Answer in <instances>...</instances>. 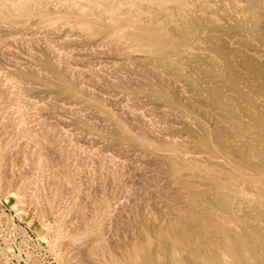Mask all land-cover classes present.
<instances>
[{"label":"bare ground","instance_id":"bare-ground-1","mask_svg":"<svg viewBox=\"0 0 264 264\" xmlns=\"http://www.w3.org/2000/svg\"><path fill=\"white\" fill-rule=\"evenodd\" d=\"M59 1H63L66 5H68V6L70 5V7L74 9L73 13L59 15L58 16L59 20H63L65 22H67V24H69L70 26L76 25L78 28H81L86 33H88L89 35L96 34L101 30L102 26H104V27L107 26L108 27L107 31L108 32L110 31V35L113 36V40L116 41L115 42L116 45L114 46V48L121 47L122 45H124V46L128 45L129 47H134L135 49H140L143 53L152 56L154 58L153 64L152 65H143L142 68L146 67V69H148V71H150L151 73L155 72L156 74L160 73V70L163 73L165 72V74H167V76H168V77L167 76L166 77L170 78V80L173 82L174 85H178V86L180 85L181 88L184 90V92H187L188 99L191 100L192 104H193L192 108H196L199 111H201L204 119H211L210 120L211 125L209 127H207L206 123L204 121H201V120L195 121V118H191V120L189 121L188 120L189 118H188L187 121L190 122V125L192 127L196 126L198 128V131H196V132H194V130L190 131V135H191L190 138H186V137L184 138V140L188 139V141L182 142L181 140H183V139L180 140V137L178 138L180 141H178L176 139L174 140V138H177V137H173L171 135V137L173 139L172 140L167 139V142H166V147H168L167 150L162 151V153H160V154L154 152L157 148L153 147L155 150H153V151L151 150L153 152V158H154L153 163H156L157 160H162L160 162V164L162 167H164V173L166 170H168L169 173H171L173 175V184L172 185L175 187L176 192H175L174 196L172 195L173 198L171 196H170L171 198L170 197L168 198L166 196H163L161 194V192L160 193L158 192V194H156L157 190H155V188H154V190H151V188H149L150 186L146 182V184H145L146 187L144 186L146 188L145 189L146 193L147 194L152 193L153 195H156V196L159 195V197L162 195L160 199H162L164 197V199L162 201L164 204L163 207H165V208H163L164 209L163 212L166 209V211L168 213L164 217V215L162 216V214H165V213H163L161 210L162 214H160V216L164 217V219H165V220H162L164 222V223H162V224H164L163 226L155 224V226L148 228L146 226L148 222L146 223V225L143 224L146 226V229L143 228V231L140 233V241H139L138 245L135 246L132 249V251L126 255L125 260L123 259L124 255H122V253H119L120 257L122 255L121 258L124 260L123 264H126L125 261H127L129 264H164V263H162L163 259H166L165 264H264V25H263V28H261L259 26V24L261 22H263V24H264V20H262L263 17L260 19L254 13V11H253L254 5L252 4L253 0H247V3H248L247 6L245 5L244 7H241V8L234 7L231 9H225L223 7V5L225 3L234 4V3H236L235 2L236 0H220L222 3L220 8L217 5H215V3H214V5L211 4L212 1L210 2L209 0H194L193 6H190L191 4L189 6L186 5L184 0H123V1L120 0V1H122V3H119V2L115 3V0H90V1L89 0H59ZM259 1H260L261 5L263 6V9H264V0H259ZM51 2H53V1H51ZM140 2L145 3L148 8H151L153 5H155L158 9L163 10L165 12L164 14L167 16L166 20H165V24L163 22L164 20L161 22H156L155 19H153V18L152 19L150 18V21L147 18L148 21L150 22L148 24H152V25H154V27L151 29L144 28L145 23L142 20V15H144L146 13V11L143 12L139 9L138 4ZM186 2H187V0H186ZM41 3H42V0H0V18H1L0 24L2 26H5V27H8V26L11 27L15 22H18L17 20L21 21V20H24L25 18H27V15L30 14L31 10H33L32 6H34L35 4L37 6V4H41ZM238 5H240V4H238ZM36 6H34V7H36ZM167 6H169V7L173 6L175 9H177L178 14L177 15L173 14L171 12L173 10L168 11ZM44 7H45V4H44ZM37 8H38V6H37ZM216 11H220L221 14L226 13L228 15V22L229 23L224 24V22L221 21V19L215 13ZM44 22L46 23V21H44ZM167 25H169L171 29L167 28L166 27ZM173 27H175V28L173 29ZM2 32H3V30H2ZM46 32L47 31H45V33ZM48 32H50V31H48ZM1 33H0V36H1ZM8 33H6V34H8ZM34 33H35V31H34ZM6 34H5V36H6L5 38L0 37V45H4L2 47L10 45V43L17 44L20 47H22V46L25 47V46H27V44H30V43H32V45H34L35 42L41 43V45L44 46L45 50L48 51L54 57L53 59L55 61L53 63V67H55L56 70H57V68H59V69L63 68L64 73L66 72V73L70 74L69 75L70 78L72 77L76 80H80V79H83V77L85 76L87 78L89 77L88 80L90 79V81H96L95 83H97V80H98L97 78L100 77V75H98V74H101L102 77L106 76V74H104L105 72H103L104 70L107 69V66H105L106 64H104L106 69H104L105 67L103 65H98L95 68H92V66H94L96 64V60L94 62L95 63L94 65H93V62H91V61L88 63V64L92 63L91 67L88 66V64L87 65H81L82 64L81 60L79 61V62H81L79 64V62H78L79 59L77 58V57L81 56V55L79 56V54H78L80 49L78 50L76 48V51L78 50V52H76V51H74L75 47L73 50V49H71V47H70L71 45H70L69 48L66 49V52L68 51L67 52L68 54L65 51H63L65 48H63L62 45H64V43H66V39H68V41H69V35L68 34H70V33H67L66 38L64 37L65 36L64 35L63 36L64 39L61 36L62 41L65 40V42L63 44L58 42L59 45L62 44L60 46L57 44V42H55L56 46L53 45L51 43L52 41L50 42L48 37L45 36L47 34L44 35V32L43 33L41 32V35H40L41 37L39 36L40 38H38V39L29 38L30 36H28L27 37L28 39H27L26 37H23V36L20 37L21 35L16 37V35H17L16 33H15L16 35H14V37L11 36V33L9 35H6ZM36 34H40V33H36ZM42 34L44 36H42ZM64 34H66V33H64ZM12 35H13V33H12ZM32 36H34V34H32ZM47 36H49V35H47ZM54 36H56V35H54ZM84 36L81 37V39L82 38L84 39ZM36 37H38V36L36 35ZM72 37H70L71 40L77 38L76 36L73 38ZM51 39H53V37ZM78 39H75V40H78ZM79 41H80V39H79ZM67 44H65V45H67ZM2 47H1V49H4ZM9 48L7 46V49H8V50H6L7 52L6 51L3 52L4 50L1 51V49H0V51H1L0 55L2 54L3 57H4V55L6 57L7 54H3V53H8V51H9V53H12V52H10ZM25 48L29 49V45ZM99 48H101V49H99V51L95 50V51H98L97 54H99V52H101L103 49H104L103 51H106V52L109 51V49H106L104 47L102 48V46H100ZM10 49L12 50L13 46H11ZM94 49H98L97 46H95L92 49V51H90L91 53H89V54L90 55L92 54V55L97 57V54H95L96 52L93 53ZM14 50H15V48H14ZM19 51L21 52L22 50H19ZM69 51H70V54H73V51H74V53L76 52L75 54L78 55V56L76 55L77 56L76 58L78 60L76 59V61H75V59H73L74 60L73 61L71 59V57L75 54L69 55ZM71 51H72V53H71ZM81 51H80V53H81ZM20 52H13L12 55L14 56V53L19 55ZM106 52H105V54H110V53H106ZM35 53H36V51H34V54ZM84 53H85V49H84V52H82L81 54L84 55ZM30 54L31 53H29L28 55H30ZM34 54L32 53L33 56H34ZM50 54H49V56H51ZM23 55H24V53H23ZM32 55L30 57H32ZM83 55H82V57H80L81 59L86 57ZM86 55H88V54H86ZM99 56H101V55L99 54ZM34 57H32V59ZM11 58L12 57L9 56V59H10V61H9V59L6 57L5 60L8 59V61H5V62H10V63L12 62L13 63L14 60H13V58L12 59ZM25 58H27V57H25ZM11 60H13V61H11ZM20 60L23 62L22 59H20ZM70 60H72V61H70ZM18 61H19V59H18ZM18 61H16L17 62L16 65L19 63ZM85 61H86V59H85ZM99 61H98V63H99ZM134 61H136V60L133 59L131 62L132 65L129 66L131 63L128 60V62L130 63L128 65V67H132L133 63L135 64ZM22 62H20V63H22ZM24 62H25V60H24ZM24 62L22 63L23 65H25ZM71 62H73V64ZM75 62H77L79 65H81V67H79L77 64H76V66L72 67V65H75L74 64ZM103 62H101V63H103ZM120 62L122 63L123 61H120ZM1 63H2V61H1ZM112 63H113V61H112ZM117 63L118 62L116 61V63H113V64L115 65ZM123 63L125 64L126 62H123ZM3 64L5 66V63H3ZM23 65H22V67L24 68ZM27 65L29 66V62ZM108 65H110V64H108ZM123 65H122V67L125 66V65L124 66ZM14 66H11V67H14ZM99 66L100 67L102 66V69H104L102 71L103 73H100L101 71L99 72L98 69H96V68H99ZM110 66H112V67L111 68L108 67V69L110 68L111 73L112 74L116 73L115 76H118L119 74H117V73L120 71L119 70L120 68L117 69L118 71L113 70V72H114L113 73L111 69H116V68H113L112 64ZM120 66H121V64H120ZM126 66L124 68H126ZM135 66H137V65H135ZM15 67H17V66H15ZM15 67H14V69H15ZM32 67L35 70L36 67H34V66H32ZM37 67H39V66H37ZM140 67L138 69H140ZM9 69H11V68H9ZM28 69H29V67H28ZM32 69H30V70H32ZM138 69H136V70H138ZM146 69H145V72H147ZM1 70H2V68H1ZM35 71H36V74L38 76L42 75L41 73H44V75H46V73L43 71L41 72L40 70H38L39 72H41L40 74L37 70H35ZM141 71H142V69H141ZM2 72L4 73V71L2 70L0 72V77H1ZM5 72H7V70ZM8 72H10V71H8ZM3 73H2V78L4 76ZM7 73H6V75H7ZM109 73L110 72L108 70L107 75ZM123 73H124V71H123ZM112 74L108 75L111 77V79H109V77L106 76L109 79V81L112 80ZM120 74H122V73H120ZM152 74H153V75H151L152 77L149 75L150 79L153 77H155L154 79H156L155 74L154 73H152ZM9 75H12L11 72ZM127 75H129V74H127ZM120 76H122L121 78H123V79L125 78V77H123L124 75H120ZM160 76L165 77L164 75H160ZM7 77H8V75L6 76V78ZM9 77H8V79H9ZM18 77H17V79H19ZM126 77L128 78V76H126ZM134 77H135V75H134ZM134 77H133V79H135ZM6 78H3V79H6ZM13 78L11 76L10 81H12ZM136 78H138L137 75H136ZM15 79H13L14 82H15ZM133 79L131 76V80H133ZM20 80H19V82L18 81H16L15 83L13 82L14 86L12 89H10V90H13L11 92V91L7 90V88L9 87V83L7 84V82L5 80L0 79V100H5L3 102H7L6 104L10 105L12 103L13 106L15 105L14 107L12 105H11L12 107L9 106L12 109L14 108V110L10 109L9 107H6L8 110L6 108H4V112H3L4 114L1 113V115H3V116L0 118V133L3 135L4 138H5V136H8V140H9V138H11L10 139L11 142L13 139L14 140L13 141L14 146H16L17 143L19 144V145H17V148L20 150H17L16 147H14V149L18 151L19 156L22 158L21 161L22 160L24 162L30 161L32 164H34V167H33L34 172L32 171V174L33 173L37 174V172H39V173L41 172L40 175L38 173L37 175H39V176H36V177L37 178L38 177H40V178L45 177L47 180V185L48 186L50 185V188H52L51 186H53V188H52L53 191H51V194L46 196L45 194H42L39 191L44 186L42 183L43 181L41 180V182H40V178H39V180L36 179L34 182L30 183L32 178H31V180L29 179L30 182L28 181V183H26V186L24 188H25L26 194L28 195L27 198H28L29 202L33 204V206L35 205L40 210V208L43 209V207H44L43 205H47L48 209H50L53 201L55 199H57V197L59 195L64 193L65 190H67L65 188H68V186L70 184L72 185V187L69 186V189L71 187V190L66 191V193L69 192L71 194V195L69 194L70 197L73 196V198L76 200L75 196L72 195V193L73 194L76 193V194L80 195L79 193H81L80 190L83 189L82 188L83 185L86 186V183H84V184L81 183L83 185L78 183V181H79L78 179L82 180L85 177V174H84V176H82L83 178L82 177L78 178L79 175L83 172L82 171L80 173V171L84 169V166H83V165H85L84 162L90 164L89 165L90 167H92L91 165H93L92 163H94V161L99 162V164L102 163L104 166L106 165V168H103L104 167L103 165L100 166V168L102 170L106 169L107 171L105 170V172H107L108 175L112 176V179L115 178V177L113 178V176L115 174H117L116 172H118L119 170H120V172H124V169H123L124 168V161L121 160V157H123V156L127 157V154L123 155V153H121L120 155H118L120 157L119 159L121 161L118 158H117V160H115L116 155H117L116 154L117 151H114L115 155L113 154V156L111 157V155L113 153V148H111V150H112L111 154L109 152H108L109 154H106L105 152L103 153L104 150H102L101 153H103L104 155L101 154V156H99L100 153L98 154L97 150L94 148H99L102 145V144L100 145V142H99L98 147L97 146L94 147L93 150L88 149V150H91L88 152H87V150L85 152H83V151H80L79 148L76 149V147H78L79 145L77 146L76 142L73 143V141L74 140L76 141V139H74V140L71 139L72 135L74 136L75 135L74 133H76V132L74 131V133L72 134L71 131L66 133L67 131H64V129L60 130L63 127L62 123L64 121L66 123H63V125L66 124L67 128H68V125H71V124H67L68 118L63 120V122L61 121L62 123L59 122L60 119H57V120H59L58 122L53 121V120H56V119H53L54 117L52 118V120H51V118L44 119V116L48 117L47 114L43 116V114L46 113V111L48 110V108H46V106L44 105L45 102L42 103L43 99L40 102L34 101V99L31 100L33 96H29V97H31V99H30L28 97V94L31 93V90H32L31 88H33V87L32 86H30L31 88L29 86L25 87V85H24L25 82H24V84L22 83L23 84V86H22L20 84V82H21ZM50 80L52 81V79H50ZM135 80L133 81L135 86H139L142 84V83L140 84L139 82H137V80H136V82L139 83V85L136 84ZM138 80H140V79H138ZM1 81H5V82H3L4 86L2 85ZM83 81H79L78 83H82V82L85 83V80H83ZM98 81H99L98 83L100 84V80H98ZM123 81H124V83H123ZM123 81H122V84H125L126 81L125 80H123ZM151 81H153V80H151ZM102 82H104V81H102ZM162 82H163V80H162ZM27 83H26V85H27ZM87 83H88V81L84 84V86L87 85V87H88L89 85ZM91 83H92V85H94L93 82H91ZM114 83H116V81L113 82V85H116V87H117V84H114ZM129 83H128V85H131ZM151 83H153V82H151ZM120 84H121V82H120ZM5 85L7 86V88H5ZM79 85H80L79 88L81 90V84H79ZM105 85H106V83L103 85L106 88L107 86H105ZM152 85H154V84H152ZM103 86H101V88ZM156 86H159V84H156ZM89 87L87 88V89H89V91L85 87H83V88L86 89L89 93H90V90L97 88V87H95V88L93 87V89H91V86H89ZM130 87H128L127 89H130ZM144 87L141 89H145ZM150 87H151V85H150ZM154 87H155V85H154ZM9 88H11V86ZM83 88H82V91L84 90ZM156 88H158V87H155V89ZM76 89H78V88H76ZM130 91H131V89H130ZM167 91L168 90H165L166 93H167ZM97 92H95V90H94V93H97ZM99 92L100 93H98V94L101 95L102 92L101 91H99ZM131 92H133V90ZM142 93H141V95H142ZM98 94H96V95L98 96ZM75 95L80 96L77 94H75ZM93 95L91 93V95H89V96L93 97ZM184 95H185V93H184ZM39 96H42V95H39ZM50 96L51 95H49V97ZM109 96L111 97L112 94ZM128 96L126 98H124V100H122L123 104L120 103L122 101L116 102V99H115L116 103L122 104L119 106L117 105L118 115L117 114L116 115H117V117H119V119H125V121L123 120V122H126L125 117L127 115H128L127 117L129 118L128 120H130L131 115H133L132 117L134 118V115L137 114V112H135L136 114L134 113V111L132 109L133 106L131 103H129V101L131 99H129L130 97H128ZM140 96H138V97H140ZM187 96H186V98H187ZM54 97H55V95H54ZM58 97H60V96H58ZM108 97H106V95L104 97V98H107V99H104L105 103L106 102L109 103L107 105H110V102H111V105L116 104L114 101H110L111 98L110 97L108 98ZM115 97H117V96H115ZM36 98H38V96L35 97V99ZM117 98H119V96ZM144 98H146V97H144ZM149 98H147V99H149ZM81 99H83V98H81ZM84 99H83V101H84ZM150 99H149V101H150ZM152 99L156 101L155 98H152ZM38 100H40V97ZM86 100H87V98H86ZM153 100H151V101H153ZM50 101H52V100H50ZM56 101H58V100H56ZM96 101H97V99H96ZM101 101H102V99H101ZM139 101H140V99H139ZM142 101H144V100L142 99ZM61 102H63V101H61ZM89 102H91V101H89ZM93 102L94 101L92 100L91 103H93ZM131 102L135 103L136 101L132 100ZM196 102H202L203 106L199 105L198 103L196 104ZM63 103H65V100ZM63 103L61 104V107H62ZM102 103H103V101H102ZM140 103H141V101H140ZM145 103H147V102H145ZM4 104L5 103L1 102L0 106H2ZM142 104L144 105V103H142ZM142 104H139L138 106L141 107ZM52 105L54 106L53 102H52ZM52 105H50L51 106L50 108H52ZM58 105H60L59 102H58ZM64 105H63V108H64ZM66 105H67L66 107L69 108V110H68V112H69L71 105H69V104H66ZM79 105L80 106H78V105L76 106V109L78 107L80 108L82 106V104H80V103H79ZM138 106H136V107H138ZM47 107H48V105H47ZM136 107H134V108H136ZM53 108L55 110V107H53ZM84 108L85 107L83 105V110L81 111L82 108L80 109L81 112L79 110L74 111L75 110V106H74V110L71 107V109H72L71 111L74 113V115L78 116L77 118L80 117V119L81 118L83 119V116L85 118V117H88L89 114L90 115L93 114V111L90 110L91 113L89 112L88 115L87 114L85 115L86 111ZM97 108H98V106H97ZM146 108H144V109L148 110L149 105H148V108L147 109ZM57 109H58V107H57ZM61 109H59V111ZM154 109H155V107L152 108V110L150 108L148 111L152 112V111H154ZM25 110L26 111L28 110V112L30 110V113L26 112ZM66 110H67V108H66ZM86 110H88V109H86ZM156 110L157 109H155V112H157ZM160 110H161V108H160ZM169 110L170 109H168V112H169ZM2 111H3V108H2ZM2 111H0V112H2ZM83 111H84V114H83V116H81ZM106 111H108V110H106ZM159 111H158V115H159ZM25 112L28 114H26ZM65 112H67V111H65ZM161 112L163 114L164 113L167 114V110L164 112L163 111H161ZM175 112H176V110L174 111L173 114H175ZM47 113H49V115H50L49 111H47ZM109 113H110V111H109ZM115 113L116 112L114 111V114ZM162 113H160V114H162ZM170 113H172V112H170ZM184 113H186V112H184ZM95 114H97V113H95ZM95 114H93V118L95 117L94 116ZM154 114L156 116L157 113L152 112V117L155 119V118H157V116L154 117ZM173 114L172 115L170 114V115L172 117H174ZM51 115L53 116L54 114H51ZM138 115H140V114H137L136 117L139 118L140 116H138ZM142 115L145 116V114H142ZM147 115H151V114L148 113ZM163 116H164V118H166V116L168 117V114L166 116L165 115H163ZM178 116L180 117V115H178ZM31 117H32V120L30 119ZM69 117H71V116H69ZM114 117H116V116H114ZM136 117H135V121L137 120ZM170 117H168V118H170ZM187 117H189V116H187ZM93 118L92 119L90 118L91 120H89V122L87 120V123L90 124V121L95 120ZM174 118L178 119L176 117H174ZM180 118H182V117H180ZM29 119L33 123L32 125H30L31 127L30 126L27 127V122H30ZM63 119H64V117H63ZM113 119L114 118H112V120ZM116 119H117L116 121L118 122L119 119L118 118H116ZM152 119L150 122L151 124L149 123L150 127L152 126V123L154 122V120L152 122ZM46 120H48V121L50 120V121L48 122ZM101 120L102 119H100V121ZM159 120L160 119H158V121H157L155 119V121H157L156 123H158V122L160 123L159 125L157 124L158 126L155 125L158 127V129H159L160 125L163 124V123L161 124V122H160L161 120L160 121ZM132 121H134V120H132ZM132 121L130 122L131 124H132ZM184 121H186V120H184ZM50 122L61 123L62 127H59L58 126L59 124L56 125L57 123L56 124L54 123V125H52L53 123L51 124ZM144 122L146 123V120ZM144 122H143V124H144ZM165 122L163 125H167V122H166V124H165ZM96 123H98V122L96 121ZM106 123L107 122H105L104 124L102 123V124L107 125L108 123L107 124ZM99 124H101V123H99ZM102 124H101V126H99L97 124L100 127L99 129H101V127H103ZM120 124H122L121 121H120ZM125 124L127 125V123H125ZM55 125L57 126V128ZM93 125H94V123L92 124V126ZM136 125H138V124L136 123ZM147 125H148V121H147ZM168 126H169L168 129H170L173 125L170 127V124H168ZM71 127H73V126H71ZM134 127L135 126H132L133 129L138 128V127L137 128L136 127L134 128ZM150 127H148V128L149 129L153 128V127H151V128ZM69 128H70V126H69ZM108 128H109V126H108ZM113 129H114V127H113ZM113 129L111 128V130H113ZM137 130L141 131L140 128ZM195 130H197V129H195ZM77 131L81 132L80 134L82 136L83 130L82 131L77 130ZM140 131H139V133L137 132L138 136L140 135L141 137H143L142 136L143 132L140 133ZM148 131H153V130H148ZM154 131H155V129H154ZM165 131H166V129H164V132ZM134 132H136V130H134ZM60 133H64L62 136L64 139L67 136L66 134L70 135V133H71L72 134V135H70L71 138H70V136L68 138L73 140L70 142H71V144L73 143V145H76V146L72 145L73 147L72 146L67 147V145L69 144L68 139H66L68 141H65V142H68V144L63 145V142L61 144L62 140L60 141L59 137H61L62 134L60 135ZM114 133H115V131H114ZM129 134H131V133H129ZM132 134H134V133H132ZM152 134H153L152 136H154V133H152ZM155 134H156V132H155ZM76 135H77V139H78V134H76ZM159 135H161V134H159ZM86 137L88 139V137H90V136H86ZM166 137H168V135L165 137L162 136L161 139L166 138ZM85 138L84 139L82 138L80 140H85ZM94 138H95V136L93 138H90V140H93ZM133 138H135V137H133ZM133 138H132V140H133ZM1 139L2 138H0V140ZM20 139H22V140L25 139L23 141L24 143L21 142L23 144V145L21 144V146H20V142H17V140L19 141ZM142 139L144 140L145 138H142ZM8 140H6V143ZM90 140H89V142H90ZM101 140H103V138ZM107 140L105 142L108 144L111 139L108 140V142H107ZM147 140H151V139L148 138ZM112 141H114V140H112ZM135 141H136V139H135ZM81 142H80V145H81ZM84 142H83V144H84ZM8 143H10V142H8ZM86 143L87 142H85V146H84L85 148L86 147L91 148V147L95 146V144L93 146H86ZM71 144H69V145H71ZM91 144H93V142ZM110 144H112V142H110ZM136 144H138V143H136ZM32 145H33V147H31V148L32 149L34 148L33 151L31 149H29V147ZM120 145H122V144H120ZM134 145H135V143H134ZM5 146H6V144H5ZM51 146L53 147L52 150L55 149L54 151L58 154V155H56L57 158L59 157L58 160L59 159L62 160V161L61 160L57 161V163H59L61 165V167H63L64 169L63 168L57 169V167H60L59 164H57L58 166L55 167L53 162H51V161H56V159L50 160L51 159L50 154L47 153V152L51 151V154L54 155L52 153V150L50 149ZM84 147H82V149H84ZM101 147H103V146H101ZM124 147H126V146H123V148H121V150L124 149ZM148 147H149V145H148ZM7 148H9V147L7 146ZM11 148H13V147H11ZM153 148H151V149H153ZM14 149H9V150H12V152H14L13 151ZM114 149H116V148H114ZM119 149H120V147H119ZM126 149H129V148L126 147ZM105 151L107 152V150H105ZM12 152H11V154H12ZM14 153L17 154L16 151ZM140 153L141 152H139L137 154L140 155ZM142 154H143V152H142ZM149 154H150V152H149ZM143 155H140V156L143 157ZM76 156H78V157H77V160L75 162L74 157H76ZM130 156H132V155H130ZM4 157L6 160H9L6 158V156H4ZM9 157H11V155ZM12 157H11V159H12ZM15 157H16V155H15ZM48 157H50V158H48ZM53 157L54 156H52V159L55 158V157L54 158ZM79 157L81 158V160L79 159L80 161L78 160ZM126 157H124V160ZM146 157H144V159ZM149 157H148V161L149 160L152 161V159H150ZM3 158L1 160V157H0V165H1V161H4ZM14 159H12V162H14ZM138 159H140V158H138ZM16 161H18V160H16ZM60 161H61V163H60ZM77 161L79 162V165L81 162H83V165H82L83 169H82V167H79L80 169L78 168L79 165L77 166V164H78ZM127 161L128 160H126L125 164H127ZM130 161H133V159ZM6 162H8V161H6ZM18 162H15V163H18ZM136 162L138 163L139 161L137 160ZM19 163H18V165H19ZM137 163H135V164H137ZM158 163H159V161L156 164H158ZM95 164L96 163H94V165ZM140 164H141V161H140ZM149 164H150V162L147 163V166ZM25 165L26 164L23 163L22 166H24L26 168ZM127 165L129 167L130 164H127ZM11 166H12V164H11ZM22 166H20V167H22ZM86 166H88V165H86ZM157 166H159V164ZM161 166H159V167L161 168ZM94 167L97 168V166H94ZM134 167H136V166L133 165L132 168H134ZM143 167H146V166L143 165ZM143 167L141 166V168H143ZM1 168L4 169L6 167L4 165V167L2 166ZM121 168L123 169V171L121 170ZM149 168H147V169H149ZM153 168H154V166H153ZM138 169H139V166H138ZM138 169H134V170H138ZM23 170H25V169H23ZM116 170H118V171H116ZM6 171L8 172V170H6ZM6 171L3 170V172H5V174L3 173V175H6V173H7ZM96 171H98V170H96ZM130 171H131V169H129V172L127 170V173H125L126 172V170H125L124 174L127 175L128 173H130ZM87 172L91 173L92 170L87 171ZM101 172H102L101 174H104V170ZM135 172H140V169L138 171H135ZM153 172H154V170H153ZM8 173H7V175H8ZM11 173H12V171H11ZM18 173L21 174L20 172H18ZM27 173H28V171H27ZM146 173H147V171H146ZM146 173H143V174H146ZM154 173L156 174L157 172H154ZM28 174H30V173H28ZM118 174L120 175V177L122 176L120 173H118ZM132 174H133V172H132ZM150 174H152V172ZM150 174H148V175H150ZM3 175H2V172L0 169V187H1V185H3L2 181L4 180V178L7 177V176L3 177ZM93 175H95V174H93ZM137 175H135V176H137ZM10 176L12 178L13 175H9V177ZM21 176H22V174H21ZM123 176H125V175H123ZM139 176H142V174L140 173ZM139 176H137V177L139 178ZM145 176H144V178H145ZM153 176L154 177L155 176L160 177V175H153ZM153 176H151V178ZM24 177H26V176H24ZM24 177H21V179ZM31 177H33V176H31ZM96 177L94 176L92 178V180ZM116 177H117V175H116ZM86 178H87V176H86ZM88 178H89V176H88ZM91 178H90V180H91ZM18 179H20V177H18ZM101 179L103 180V178H101ZM112 179H110V181ZM125 179H126L125 181H128L127 180L128 177ZM129 179H130V177H129ZM9 180H7L8 183H9ZM87 180L88 179H86V181ZM144 180L141 179L140 180L141 182H140L138 179V181L141 184H142V182H144ZM5 181H6V179H5ZM5 181H4V183H5ZM7 181H6V183H7ZM91 181H90V183H91ZM107 181H109V180H106L104 182L107 183ZM135 181H136V178H135ZM154 181H152V182H154ZM161 181H163V180H161ZM161 181H160V179L158 180V182H160V183L158 185H156V187H158L162 183ZM39 182L42 184H39ZM82 182H84V180H82ZM102 182H101V185H102ZM111 182L113 183V181H111ZM132 182H133V180H132ZM166 182L168 183L167 180H166ZM166 182L164 184H165V186L168 187V184ZM18 183H20V182L18 181ZM96 183L97 182L95 181V184ZM98 183H97L98 185L96 184L94 186L100 187V182L98 181ZM136 183H138V182H136ZM148 183H150L149 180H148ZM109 184H110V182H109ZM109 184H107V185H109ZM127 184H130V188L132 187L131 181H130V183L128 181ZM170 184L171 183H169V186H170ZM6 185H5V188L6 187L9 188V186H6ZM8 185H10V184H8ZM79 185L82 187H80ZM104 185H106V184L104 183L103 186ZM133 185H134V183H133ZM154 185H153V187H155ZM135 186L137 187L136 190H138V186L137 185H135ZM165 186L163 187V185L162 186L160 185V188L161 187L165 188ZM86 187L84 189H86ZM91 187L93 189H95L93 187V185H91ZM91 187L89 188L90 191L88 190V188H87V191H89L88 193L93 194V193H91L92 192ZM120 187H121V185H120ZM120 187L118 186L117 188H120ZM170 187H172V186H170ZM108 188L109 187H106L107 190L104 189V191H110V190H108ZM127 188H128V186H127ZM139 188H140V190H142L141 185L139 186ZM62 189H64V192ZM126 190L128 191V189H126ZM161 190H163V189H161ZM164 190H165L164 192H166L167 189H164ZM169 190H171V189H169ZM87 191H85L86 194H87ZM97 191H99V190L97 189ZM100 191H101V189H100ZM131 191H130V193H131L130 195H132ZM4 192H6V190ZM4 192H2V193H4ZM93 192H95V194H96L95 196L100 194V192H96V190ZM136 192L138 194V191H136ZM140 192H144V190L140 191ZM140 192H139V194H140ZM102 193H103V190H102ZM116 193H117V190L113 193L114 194L113 198L115 197ZM123 193H126V192H123ZM84 194H82V195H84ZM107 194H110V192L109 193L107 192ZM126 194L129 195V193H126ZM149 194H148V196L151 198L152 194H151V196ZM67 195H65L66 198H68ZM118 195H122L121 198H123V196H124L122 193L118 194ZM118 195L116 197L117 199L119 198ZM104 196H105V193H104ZM138 196H140V195H137V197ZM143 196H147V195L143 194ZM78 197H77V199H78ZM80 197H79V199L82 202V200H84L85 196H82L83 197L82 199ZM141 197H142V195H141ZM153 197H155V196H153ZM61 198L62 197H60V202L63 201V198L62 199ZM93 198H94V196L92 197V200H93ZM97 198H98V196H97ZM103 198H105V197H103ZM127 198H126L127 203L125 202V204H126L125 209L126 208L129 209L127 207V204H128V206H129V203L131 204L130 201L128 203V200H130V198H128V199ZM134 198H136V197H134ZM79 199H78V201H79ZM117 199H115V200L117 201ZM123 199H125V198H123ZM123 199H119L120 203L122 202ZM147 199L148 198L146 197V202L152 200V198L150 200H147ZM15 200H17V198ZM87 200L89 201V198ZM157 200L156 201L159 202V198ZM68 201L66 203H68ZM88 201H86V203L91 204L93 206V209H96V213H98L97 207L100 211L102 210L103 212H106L108 210V205H107L108 202L106 204V201H104V200H97L98 202L95 201L98 204L97 207L95 206L96 208L94 207V205H96V204H94L95 202H93V204H92L91 202L88 203ZM131 201H133V200L131 199ZM141 201H142V199H141ZM60 202H58V204H60ZM72 202H73V200H72ZM123 202H124V200H123ZM86 203H85V205H86ZM116 203H114V204H116ZM147 203H149V202H147ZM61 204H62V202H61ZM76 204H78L77 206L79 207V205L81 206L83 203L82 204L76 203ZM76 204L75 205L73 204L71 206L76 207ZM114 204L112 203V206ZM121 204L120 205L118 204V207H120L119 209H121ZM134 204H136V202ZM134 204H131V205L133 206ZM145 204L146 203L143 204V207ZM60 205H59V207H62ZM148 205L146 204V208L148 207ZM122 206L124 207V203ZM132 206H131L130 210H132V211L136 210L137 211V209H135V205H134V209L132 208ZM152 206H155V207H152ZM152 206L151 207L155 209L156 206H158V205H155V201H154V205H152ZM56 207L59 209L57 204H56ZM81 207H83V206H81ZM81 207L74 208V209H78L76 211H79V213H78L79 216L81 215V212L83 210ZM118 207H113V208L117 209ZM123 207H122V209H123ZM38 209H37V211H38ZM93 209L91 208V211ZM125 209H123V210L125 211ZM156 209H155L154 213L157 211ZM45 210H47V209H45ZM59 210H61V209H59ZM59 210H58V212H59ZM72 210H73V208L71 207V211ZM87 210L88 209L86 208V212H87ZM114 210L110 209V212L114 211ZM148 210H151V209H148ZM35 211H36V209H35ZM73 211H75V210H73ZM76 211L74 212V214L77 215ZM89 211L90 210H88V212ZM121 211L122 210L119 211L120 214L122 213ZM127 211H129V210H127ZM140 211H141V209H140ZM39 212H38V214H40ZM61 212H62V210H61ZM103 212H101V213H103ZM117 212H118V210L115 212V214L113 213L111 215L114 216V215H116ZM144 212H145V210H144ZM69 213H70V210H69ZM128 213L131 217H133V221H131V222H132V225H134V226H132L131 224H130V226H129V224L127 225V227L129 226L130 228H132L130 231L131 232L130 235H132L133 227H136L135 226L136 224H134V223H137L138 221L135 220V222H134V219H136L134 217H137V216H134L136 212H134V214L131 212V214H133V216L130 214V212H128ZM148 213H149V211H148ZM148 213H147V215H148ZM154 213L151 212L152 216ZM57 214L58 213L56 211V215ZM74 214L72 213L71 216H73ZM98 214L97 215L95 214L94 216H92V213H91L90 218H88L89 216L86 217L85 215L82 214L81 215L82 217H79L80 220H77L74 216V218L77 221H80V222H78L79 224L77 222L76 223L78 224V227L79 226L82 227V228L79 227L80 230L82 229L81 232H83V230L89 231V229L91 228L90 225H92L94 231H96V232L99 231V229L101 228V221H102L103 217L101 216V214L100 215H98ZM120 214H117V215H119V217H121ZM123 214H125V216H127L126 213H123ZM87 215H89V214H87ZM129 215H128V217H129ZM143 216H145V215H143ZM112 217L110 216V218H109L110 221H111ZM115 217L118 218V216H115ZM162 217H161V219H162ZM42 218H43V216H42ZM121 218L123 219V217H121ZM154 218L152 220L156 221V219H154ZM59 219H60V217H59ZM72 219H73V217H72ZM109 219H106V221ZM137 219H138V217H137ZM125 220L127 221V218H125ZM72 221H74V220H72ZM110 221L108 222L107 226L110 223H112ZM165 221H166V223H165ZM103 222L105 223V221H103ZM122 222H124V221H122ZM131 222H128V223H131ZM47 223L48 222L46 221V224ZM57 223H58V218H57ZM68 223H66V224H68ZM114 223L115 222H113L112 224L114 225ZM121 223L118 225L121 226ZM125 223H127V222H125ZM160 223H161V220H160ZM58 224H57V226H58ZM71 225H73V222ZM74 225H75V222H74ZM104 225H106V223L103 224V227L105 228ZM114 226L116 227L117 225L115 224ZM114 226L113 227L109 226V228L112 227L111 229L114 230V229H116ZM71 227H73V226H71ZM123 227L124 226H122V229H127V227H124V228ZM109 228H107V229L105 228V229L109 230ZM45 230H46V228H45ZM55 230H56V228H55ZM77 231L79 232L78 228H77ZM101 231H102V229H101ZM109 231H108L109 235H110V233H113L112 231H110V232ZM123 231L121 230V232L123 233V237H124V233H126V232H123ZM102 232H100V234ZM104 232H103V234L107 235V233H104ZM133 232L137 233L138 231L136 232L134 229ZM86 233L87 232H84V234H86ZM114 234H115V231H114ZM134 235L135 234H133V236ZM61 236L62 235H60V237ZM82 236H85V235L82 234L81 239H78L77 242L82 243L81 241H84V243H85V239H83L84 237L82 238ZM97 236H99V235H97ZM111 236H112V234L109 236V240H111L110 239ZM114 236L115 235H113V237ZM85 237H88V235ZM93 237H94V235H93ZM104 237H105V235H104ZM113 237H111V238H113ZM71 238H73V237H71ZM99 238H101V236ZM96 239H97V237H96ZM105 239L104 240L97 239L94 241H88L89 245L87 246V244H88L87 243L86 244L87 247L84 245L83 246L84 248L82 247L81 244L77 243L79 246L76 247L77 250L74 247L76 254H75V256H72V257H75L74 260L77 259L78 257H79L78 259H82L83 257L85 259L88 258L89 261L91 262V264H98L99 263L98 262V260H99L98 256L102 257L105 254H107L106 249L109 248L108 243H107L108 245L106 244L107 246L105 245L107 248L104 247ZM115 239L117 240L116 237H115ZM57 240H59V239H57ZM47 241H49V237H48ZM107 241L108 240H106V242ZM57 243L55 245H57ZM69 243H70V241L68 242V244L66 243V245H69ZM73 243H75V242H71V244H73ZM84 243H82V244H84ZM109 243H110V245H112L111 241ZM115 243L118 244V245L116 244L118 247L121 246V245L119 246L120 242L118 243V241H116ZM115 243H114V246H115ZM75 245H76V243L73 244V246H75ZM63 246H64V243H63ZM111 248L113 249V247L111 246L109 248V250H112ZM120 248H122V247H120ZM114 250H115V247H114ZM62 252H61V254H62ZM67 252H69V251L67 250ZM56 255H57V253H56ZM71 255H74V254H71ZM109 255L111 256V258ZM101 257H99V258H101ZM107 257H109L111 259V260H109L110 262L108 264H121L120 262L113 260L112 255L110 253L107 255ZM5 258H6V256H5ZM102 258H103L102 262L104 263L106 258L105 259H104V257H102ZM82 261H83V259H82ZM89 261H87L88 264H90ZM99 264H102V263H99Z\"/></svg>","mask_w":264,"mask_h":264},{"label":"rangeland","instance_id":"rangeland-1","mask_svg":"<svg viewBox=\"0 0 264 264\" xmlns=\"http://www.w3.org/2000/svg\"><path fill=\"white\" fill-rule=\"evenodd\" d=\"M51 1H53V2H51ZM90 1V0H89ZM123 1V0H122ZM122 1H120V0H115V3L116 2H119V3H122ZM189 1V2H188ZM192 1V2H191ZM210 2H211V4H213L214 5V3H215V5H217L219 8H220V6H221V1L220 0H209ZM184 2H185V4L186 5H190V6H193L194 5V0H187V2H186V0H184ZM236 3H234V4H227V3H225L224 5H223V7L225 8V9H231V8H234V7H237V8H241V7H244L245 5L247 6L248 5V3H247V0H236L235 1ZM240 4V5H238V4ZM44 4H45V7H44ZM52 4V5H51ZM57 4V5H56ZM228 6H227V5ZM254 6H253V11H254V13L258 16V18H262V20H264V9H263V6L261 5V3H260V1L259 0H253V3H252ZM260 4V5H259ZM142 5V6H141ZM34 6H36V4L34 5ZM34 6H32V8H33V10H31L30 11V14H28L27 15V18H25L24 20H17L18 22H15L11 27L10 26H8V27H5V26H2L1 24H0V33L2 32V30H3V32L1 33V38H5L6 36H5V34L6 33H8V34H6V35H9L10 33H11V36H13L14 37V35H16V37H18V36H20V37H28V36H30L29 38H34V39H38V38H40L41 36V32L43 33L44 32V35L45 34H47V35H49V36H47V35H45L46 37H48V39H49V41L53 44V45H55L56 46V43L55 42H57V44L59 45V43H64L65 42V40L64 41H62V39H61V36H62V38L64 39V37L66 38V36H67V33H70V34H68L69 35V41H68V39H66V43H64V45H62V44H60V45H62V47L63 48H65L63 51H65L66 52V49H68L69 48V46L71 47V49H73L74 50V47H75V50L74 51H76V48L79 50V52H78V50L76 51V52H78V54H79V56L80 57H82V55L83 54H81L82 52H84V49H85V53H84V55L83 56H86V57H84L85 59H86V61H85V59L84 58H80V57H77L78 55L77 54H75L74 53V51H73V54H75V55H73V54H70V51H69V55H73L72 57H71V59L73 60V59H75V61H76V59L78 60V62L81 60V62H82V64L81 65H87L90 61L91 62H93V65L95 64L94 62H95V60H96V64L94 65V66H92V68H95L96 66H98V65H103L104 66V64H106L105 66H107V69H106V67L104 68V69H106V70H104V69H102V66L100 67L99 66V68H96V69H98V71L100 72V73H103V72H105L104 74H106V76L107 77H109V79H111V77L110 76H108V75H111L112 73H111V71H110V68L112 67V66H110L111 64L113 65V68H116V69H111L112 70V72H113V70H117L118 68H120L119 70V72L117 73V74H119L118 76H115V74H112V80L111 81H109V79L106 77V76H104V77H102V75L101 74H98V75H100V77L99 78H97L98 80H100V84L98 83L99 81L97 80V83H95L96 81H90V79L88 80V78L87 77H83V79H80V80H76V79H74V78H70L69 77V75L70 74H68V73H64V69L63 68H57V70H56V68L55 67H53V63H54V57L48 52V51H46L45 50V48H44V46L43 45H41V43H34V45H32V43H30V44H27V46L29 45V49L28 48H25V47H27V46H22V47H20V46H18L17 44H12V43H10V45L11 46H13V49L11 50L10 48H11V46L10 45H7L8 46V48H9V50H10V52H20L19 50H22L21 52H20V56L19 55H17V54H15L14 53V56L12 55V53H9V51H8V53H3V52H5L6 50H8L7 49V46H5V47H2V46H4V45H0L2 48H4V49H1V47H0V49H1V51H3L2 53L3 54H7V58L9 59V56L10 57H12L13 58V60L15 61H13V60H11V61H13V63L11 62H5V61H8V59L7 60H5L6 59V57H5V55H4V57H3V55L1 54L0 55V70H1V68H2V70L4 71V73H3V75L5 76L6 75V73L8 72V71H10L11 72V74L12 75H9L10 74V72H8L7 73V75H8V77H9V79H8V77L6 78V76L4 77L3 76V78H6V79H3L2 78V73H1V77H0V79L1 80H5L6 82H7V84L9 83V87L11 86V88H7V86L5 85V88H7V90H9V91H13V90H10V89H12L13 88V86H14V84H13V82H14V80L13 79H15V82L16 81H18L19 82V80L21 81L20 82V84L23 86V84H24V82H25V87L27 86H32L33 88H31L32 90H31V93H29L28 94V97L29 96H33L32 97V99H31V97H29L31 100H33L34 99V101H41L42 99V103H44L45 102V106H46V108H48V110L47 111H49L50 112V115H49V113H47V111H46V113H44L43 114V116L44 115H46L47 114V116L48 117H46V116H44V119H46V118H51V120H52V118L53 119H56V120H53V121H59V120H57V119H60V121L59 122H63V120H65V119H67V124H71V125H68V128H67V125L65 124V125H63V123H66L65 121L62 123V126H61V123H57V122H50L52 125H54V123L56 124V125H58L59 127H62L60 130H62V129H64V131H67L66 133H68L69 131H71V133L73 134L74 133V131L76 132V133H74L75 135L73 136L71 133H70V135H72V138H71V136L69 135V134H66L64 137H65V139L62 137L63 136V134L64 133H60V135H61V137H59V140L61 141V144H62V142H63V145L65 144H68V142H69V144H71V142L70 141H73L74 139H76V141L74 140L73 141V143L74 142H76V145L78 146V147H76V149L77 148H79V150L80 151H83V152H85L86 150H87V152L88 151H91V150H93V148L94 147H98V145H99V142H100V145L101 146H103V147H99V148H94V149H96L97 150V153L99 154V156H101V154H103L104 152L106 153V154H111V152H112V150H111V148H113V153H112V155H111V157L113 156V154L115 155V153H114V151H117V155H116V158H115V160H117V158L119 159L120 157L118 156V155H120L121 153H123V155L125 154H127V157L126 156H123V157H121V160L122 161H124V172H125V170H126V172L125 173H127V170H128V172H129V169H131V171H130V173H128L127 175L126 174H124V172H120V170L118 171V170H116V171H118V172H116L117 174H115L114 176H113V178L114 179H112V176H110V175H108L107 174V172H105V170L106 169H103L104 170V174H101L102 172L101 171H103L101 168H100V166H102L103 164L101 163V164H99V162H97V161H94V163H96L95 165H94V163H92L94 166H97V168L96 167H94L93 165H91L92 167H90L89 165L90 164H88V163H86V162H84V164L85 165H83V162H81L80 163V165H79V162H78V164H77V166H78V168L79 167H82V169H83V166H84V169L83 170H81L80 171V175H79V177L78 178H80V177H82V176H84V174H85V177H84V179H82V180H84V182H82V180H80V179H78L79 181H78V183L79 184H81V183H86V186L85 185H83V184H81V185H83V187L82 186H80V187H82L83 189H81L80 191H81V193H79L80 195H78V194H73L72 193V195H74L75 196V198H76V200L73 198V196H71L70 197V193L69 192H67L66 193V191H69V190H71V187H72V185L70 184L69 186H71L70 187V189H69V186H68V188H65V189H67V190H65V192H64V189H62L63 190V192L64 193H62L61 195H59L60 197H62L63 198V201L65 202H63V201H61L62 202V204H61V202H60V197L58 196L57 197V199H55L54 201H53V203H52V206L50 207V209H48V206L47 205H43L44 207H43V209H41L40 208V210L34 205L33 206V204L32 203H30L29 202V200H28V198H27V194H26V192H25V186H26V183H28V181H29V179L31 180V178H32V180H31V182L30 183H32V182H34L36 179L37 180H39V178L40 177H36V176H39L40 175V173L39 172H37V174L39 173V175H37L36 173H33L32 174V171L34 172V170H33V167H34V164H32L30 161L28 162V161H26V162H24L23 160L21 161V157L19 156V154H18V151L17 150H20V149H18L17 148V145H19L18 143H17V145L16 146H14L13 145V139H12V142H11V138H9V140H8V136H5V138L3 137V135L0 133V138H2L1 140H0V157H1V160H2V158L4 157V156H6V158L7 159H9V160H6L5 159V157L3 158L4 159V161H1V165H0V169H1V172H2V175H3V173L5 174V172H3V170L4 171H6V170H8V175H7V173H6V175H3V177H6V178H4V180L2 181V184L4 185L5 183H6V181L7 180H9V183H8V181H7V183L8 184H10V185H8L7 183V185L6 186H9V188L8 187H6L5 188V185L3 186V185H1V187H0V264H88L87 263V261H89V259L88 258H82L83 259V261H82V259H78L77 257V259L79 260H77V259H75L74 260V258L75 257H72V256H75V248L77 247V246H79L78 244H81L82 245V247L85 245L86 246V244H87V246L89 245V242L88 241H94V240H97V239H99V240H104L105 238V243H104V247H106L108 244V247L110 248L111 246L113 247V251L112 250H109V248H107L106 249V253L107 254H105L104 256H102V257H104V259H105V261H104V263L102 262V260H103V258L101 257V256H98V262L99 263H102V264H108L110 261L109 260H111L110 258H111V256H110V258L109 257H107V255L110 253L111 255H112V259L113 260H116V261H118V262H120L121 264H123L124 263V260L126 259V255L128 254V253H130L131 251H132V249L135 247V246H137L138 245V243H139V241H140V233L143 231V228L144 229H146V226L148 227V228H151V227H153V226H155V224H157V225H161V226H163L164 224H162V223H164L162 220H165L164 219V217H165V215H167V211H166V209H165V211L163 212V208H165V207H163L164 206V204H163V199H164V197L162 198V199H160L161 198V196L163 195V196H166V197H172V195L174 196V194H175V192H176V189H175V187L172 185L173 184V175L171 174V173H169V171L168 170H166L165 171V173H164V167H162L161 166V164H160V162L162 161V160H157L156 161V163L159 161V166H161V168L159 167V166H157L158 164H156V163H153V150H155L154 148H157L154 152L155 153H162V151H164V150H167L168 149V147H166V142H167V139L168 140H172L173 138L171 137V135L173 136V137H177V138H174V140L176 139V140H178V141H180L181 139H183V140H181L182 142L183 141H188V139H185L184 140V138L186 137V138H190V131H192V130H194V132H196V131H198V128L196 127V126H191L190 125V120H191V118H195V121L196 120H201V121H204L205 123H206V126L207 127H209L210 125H211V122H210V120L211 119H204V117H203V114H202V112L201 111H199L198 109H196V108H192L193 107V104H192V101L191 100H189L188 99V94H187V92H184V90L181 88V86L179 85H174L173 84V82L170 80V78H167L168 76H167V74H165V72L163 73L161 70H160V73H158V74H156L155 72H152V73H154L155 74V76H156V79H154L155 77H153V78H151L150 79V77H149V75L151 76V75H153L150 71H148V69H146V67H144V68H142L143 67V65H152L153 64V60H154V58L152 57V56H150V55H147V54H145V53H143L140 49H135L134 47H129L128 45H126V46H124V45H122L121 47H116V48H114V46L116 45V41H114L113 40V36H111L110 35V31L108 32L107 31V26L106 27H104V26H102L101 27V30L98 32V33H96V34H91V35H89L88 33H86L84 30H82L81 28H78L76 25L74 26V25H72V26H70L69 24H67V22H65V21H63V20H59L58 19V16L59 15H63V14H70V13H73L74 12V9L73 8H71L70 7V5L68 6V5H66L63 1H59V0H42V3L41 4H37V6H38V8H37V6L36 7H34ZM53 6V7H52ZM56 6V7H55ZM138 6H139V9L141 10V11H146V13L144 14V15H142V20H143V22L145 23V27L144 28H147V29H151V28H153L154 27V25H152V24H148V23H150L149 21H150V18L152 19H155V21L156 22H161V21H163L164 22V24H165V20H166V15L164 14L165 12L163 11V10H160V9H158L155 5H153L151 8H148L147 6H146V4L145 3H139L138 4ZM141 6V7H140ZM43 7V8H42ZM55 7V8H54ZM60 7V8H59ZM70 7V8H69ZM259 7V8H258ZM54 8V9H53ZM167 8H168V11H171V10H173V11H171L173 14H175V15H177L178 14V12H177V9H175L173 6H171V7H169V6H167ZM167 11V12H168ZM216 14H217V16L221 19V21H223L224 22V24H228L229 22H228V15L226 14V13H222L221 14V12L220 11H216L215 12ZM160 16H159V15ZM149 19V21H148V19ZM43 19V20H42ZM0 20H1V18H0ZM44 21H46V23L44 22ZM22 23V24H21ZM263 22H261L260 24H259V26L261 27V28H263ZM5 27V28H4ZM10 27V28H9ZM58 27V28H57ZM167 28H169V29H171L170 28V26L169 25H167L166 26ZM2 28V29H1ZM175 27H173V29H174ZM20 33H19V32ZM22 31V32H21ZM27 34H25L24 32ZM27 31V32H26ZM34 31H35V33H34ZM45 31H47L46 33H45ZM48 31H50V32H48ZM5 32V33H4ZM18 32V33H17ZM12 33H13V35H12ZM16 33V34H15ZM36 33H40V34H36ZM64 33H66V34H64ZM23 34V35H22ZM32 34H34V36H32ZM76 34V35H75ZM25 35V36H24ZM36 35L38 36V37H36ZM43 34H42V36H44ZM54 35H56V36H54ZM65 35V36H64ZM85 35V36H84ZM88 35V36H87ZM40 36V37H39ZM64 36V37H63ZM77 37V38H75V39H80V41H79V39L78 40H75V39H70V37ZM84 36V39L82 38L81 39V37H83ZM53 37V39H51ZM72 37V38H73ZM56 38V39H55ZM59 38V39H58ZM68 38V37H67ZM28 39V38H27ZM30 40V39H29ZM75 40V41H74ZM68 41V42H67ZM71 41V42H70ZM77 41V42H76ZM113 41V42H112ZM59 42V43H58ZM70 42V43H69ZM68 43V44H67ZM37 46H36V45ZM65 44H67V45H65ZM79 44V45H78ZM108 44V45H107ZM17 45V46H16ZM32 45V46H31ZM59 45V46H60ZM39 46V47H38ZM86 46V47H85ZM95 46H97V48L98 49H94L93 50V53L94 52H96L95 54H97V52L99 51V49H101V48H99L100 46H102V48L104 47V48H106V49H109V51L108 52H106V51H101V52H99V54L101 55V56H99V54H97V57L96 56H94V55H90L89 53H91L90 51H92V49L95 47ZM25 49H24V48ZM41 47V48H40ZM80 47V48H79ZM89 47V48H88ZM129 47V48H128ZM6 48V49H5ZM14 48H15V50H14ZM23 48V49H22ZM33 48V49H32ZM39 48V49H38ZM92 48V49H91ZM19 49V50H18ZM27 49V50H26ZM83 49V50H82ZM87 49V50H86ZM105 49V50H106ZM29 50V51H28ZM36 51V55L34 54V51ZM82 50V51H81ZM95 50H98V51H95ZM0 51V52H1ZM28 53H27V52ZM80 51H81V53H80ZM7 52V51H6ZM38 52V53H37ZM68 52V51H67ZM66 52V53H67ZM87 52V53H86ZM105 52L106 53H110V54H105ZM22 53V54H21ZM23 53H24V55H23ZM27 53V54H26ZM29 53H31L30 55H28ZM32 53L34 54V56L32 55ZM71 53H72V51H71ZM9 54V55H8ZM11 54V55H10ZM41 54V55H40ZM49 54L51 55V56H49ZM68 54V53H67ZM86 54H88V55H86ZM26 55V56H25ZM32 55V57H34L33 59H32V57H30ZM77 55V56H76ZM27 57V58H25V57ZM40 56V57H39ZM75 56V57H74ZM3 57V58H2ZM70 57V56H69ZM77 57V58H76ZM11 58V59H12ZM89 58V59H88ZM119 58V59H118ZM127 58V59H126ZM18 59H19V61H18ZM20 59H22L23 60V62H24V60H25V62H24V64L27 66H25V65H23L22 63V61L20 60ZM53 59V60H52ZM92 59V60H91ZM114 59V60H113ZM136 60V61H134L135 62V64L133 63V66L132 67H128V65L132 62V60ZM35 60V61H34ZM72 60H70V61H72ZM94 60V61H93ZM100 60V61H99ZM128 60H129V62H128ZM1 61H2V63H1ZM9 61H10V59H9ZM16 61H18L19 63L16 65ZM74 61V60H73ZM85 63H84V62ZM98 61H99V63H98ZM104 61V62H103ZM106 61V62H105ZM108 61V62H107ZM112 61H113V63H116V61L118 62L117 64L119 65H117V64H113L112 63ZM115 61V62H114ZM120 61H123V62H126L125 64L122 62H120ZM138 61V62H137ZM142 61V62H141ZM146 61V62H145ZM20 62H22V63H20ZM28 62H29V66L27 65L28 64ZM81 62H79V64L81 63ZM87 62V63H86ZM101 62H103V63H101ZM110 62V63H109ZM137 62V63H136ZM3 63H5V66H4V64ZM43 63V64H42ZM72 64H73V62H71ZM84 63V64H83ZM101 63V64H100ZM146 63V64H145ZM15 66H17V67H15ZM21 64V65H20ZM71 64V65H72ZM75 65H72V67L73 66H76V64L79 66V67H81V65H79L77 62H75L74 63ZM108 64H110V65H108ZM120 64H121V66H120ZM126 66V68H124L125 66ZM9 67H8V66ZM20 65V66H19ZM22 65L24 66V68L22 67ZM45 65V66H44ZM47 65V66H46ZM91 65H92V63H90V64H88V66H90L91 67ZM118 67H117V66ZM122 65L124 66V67H122ZM132 65V63L129 65V66H131ZM135 65H137V66H135ZM11 66H14L15 67V69H14V67H11ZM19 66V67H18ZM32 66H34V67H36L35 68V70H40L41 72L43 71V72H45L46 73V75H44V73H41V72H39V74L41 73L42 75H37L36 74V71L34 70V68L32 67ZM37 66H39V67H37ZM115 66V67H114ZM135 66V67H134ZM141 66V67H140ZM7 67V68H6ZM22 67V68H21ZM28 67H29V69H28ZM108 67H110L109 69H108ZM140 67V69H138ZM9 68H11V69H9ZM20 68V69H19ZM33 68V69H32ZM101 68V69H100ZM123 68V69H122ZM129 68V69H128ZM24 69V70H23ZM30 69H32V70H30ZM48 69V70H47ZM59 69V70H58ZM128 69V70H127ZM136 69H138V70H136ZM141 69H142V71H141ZM145 69H146V71L147 72H145ZM1 70V71H2ZM7 70V72H5ZM104 70V71H103ZM108 70H109V72L111 73H109L108 75H107V73H108ZM124 71V73H123V71ZM0 71V72H1ZM14 71V72H13ZM35 71V72H34ZM66 71V70H65ZM103 71V72H102ZM118 71V70H117ZM107 72V73H106ZM127 72V73H126ZM63 73V74H62ZM114 73V72H113ZM120 73H122V74H120ZM50 74V75H49ZM103 74V75H104ZM126 74V75H125ZM127 74H129V75H127ZM14 75V76H13ZM17 75V76H16ZM44 75V76H43ZM114 75V76H113ZM120 75H124L123 77H125L124 79L123 78H121L122 76H120ZM134 75H135V77H134ZM136 75H137V77L138 78H136ZM160 75H164L165 77H161ZM11 76H12V81H10V78H11ZM19 76V77H18ZM47 76V77H46ZM49 76V77H48ZM126 76H128V78L126 77ZM131 76H132V79H133V77L137 80V82H139L141 85H139V83H137L136 82V80L135 79H133V80H131ZM167 76V77H166ZM17 77L19 78V79H17ZM114 77V78H113ZM116 77V78H115ZM152 77V76H151ZM85 78V79H84ZM162 78V79H161ZM167 78V79H166ZM50 79H52V81L50 80ZM69 79V80H68ZM87 79V80H86ZM103 79V80H102ZM108 79V80H107ZM128 79V80H127ZM138 79H140V80H138ZM9 80V81H8ZM75 80V81H74ZM83 80H85V83L88 81V85L89 86H91V89H93V87L95 88V87H97L96 89H93V90H90V93L88 92L89 91V89H87L88 87H87V85L86 86H84V84L85 83H83L84 81ZM118 80V81H117ZM123 80H125L126 82H125V84H122V81ZM131 82H130V81ZM135 80V82H136V84H138L139 86H135V84L133 83V81ZM151 80H153V81H151ZM155 80V81H154ZM162 80H163V82H162ZM5 81H1V83H2V85L4 86V83L3 82H5ZM23 81V82H22ZM72 81V82H71ZM79 81H83L82 83H78ZM102 81H104V82H102ZM108 81V82H107ZM116 81V83H114V84H117V87H116V85H113V82H115ZM130 83H129V82ZM14 82V83H15ZM28 82V83H27ZM90 82V83H89ZM91 82H93V84L94 85H92V83ZM102 82V83H101ZM110 82V83H109ZM112 82V83H111ZM120 82H121V84H120ZM151 82H153V83H151ZM13 85H12V84ZM23 83V84H22ZM26 83H27V85H26ZM63 83V84H62ZM75 83V84H74ZM106 83V85L105 86H107L106 88L103 86L104 84ZM123 83H124V81H123ZM128 83L129 84H131V85H128ZM65 84V85H64ZM79 84H81V90H80V85ZM91 84V85H90ZM112 84V85H111ZM151 85V87H150V85ZM152 84H154L155 85V87H158V88H156L155 89V87H154V85H152ZM156 84H159V86H156ZM96 85V86H95ZM123 85V86H122ZM37 86V87H36ZM101 86H103L102 88H101ZM130 87V89H131V91L133 90V92H131L130 91V89H127L128 87ZM142 86V87H141ZM145 86V87H144ZM153 86V87H152ZM174 86V87H173ZM36 89H35V88ZM39 87V88H38ZM83 87H85L86 89H84ZM110 87V88H109ZM134 87V88H133ZM139 87V88H138ZM145 88V89H141V88ZM76 88H78V89H76ZM82 88L84 89L83 91H82ZM90 88V87H89ZM115 88V89H114ZM181 88V89H180ZM159 89V90H158ZM164 89V90H163ZM66 90V91H65ZM80 90V91H79ZM94 90H95V92H97V93H94ZM165 90H168L167 91V93L165 92ZM99 91H101L102 93H101V95L100 94H98V93H100ZM109 91V92H108ZM115 93H114V92ZM141 91V92H140ZM119 94H118V93ZM127 92V93H126ZM131 92V93H130ZM136 92V93H135ZM143 92V93H142ZM181 92V93H180ZM91 93H92V95H93V97L92 96H89V95H91ZM104 93V94H103ZM109 93V94H108ZM129 93V94H128ZM138 93V94H137ZM141 93H142V95H141ZM180 93V94H179ZM184 93H185V95H184ZM33 94V95H32ZM75 94H77V95H80V96H76ZM96 94H98V96L96 95ZM103 94V95H102ZM108 94V95H107ZM112 94V96L110 97L109 95H111ZM125 94V95H124ZM39 95H42V96H39ZM49 95H51L50 97H49ZM54 95H55V97H54ZM105 95H106V97H110L111 99H110V101H114L115 102V99H116V102H119V101H122V100H124V98H126L128 95V97H130L129 99H131L130 101H129V103H131L132 104V106H133V111H134V113L135 112H137V114H140V115H138V116H140L139 118L138 117H136V115H134V118L132 117L133 115H131V117H130V120H128L129 118L126 116L125 118H126V122H123V120L125 121V119H119V117H117V115H118V113H117V111H118V107H117V105L119 106V105H122L123 104V101L122 102H120V103H122V104H118V103H116V104H112L111 105V102H110V105H107V104H109L108 102H106L105 103V101H104V99H107V98H104L105 97ZM141 95V96H140ZM38 96V98H36L35 99V97H37ZM58 96H60V97H58ZM82 96V97H81ZM115 96H119V98H117V97H115ZM138 96H140V97H138ZM146 97V98H144V97ZM186 96H187V98H186ZM39 97H40V100H38L39 99ZM79 97V98H78ZM108 97V98H109ZM114 99H113V98ZM138 97V98H137ZM151 99H150V98ZM53 98V99H52ZM81 98H85L84 99V101H83V99H81ZM86 98H87V100H86ZM91 98V99H90ZM137 98V99H136ZM147 98H149L150 99V101H149V99H147ZM152 98H155L156 99V101L155 100H153ZM89 99V100H88ZM96 99H97V101H96ZM99 99V100H98ZM101 99H102V101H103V103H102V101H101ZM139 99H140V101H141V103H140V101H139ZM142 99L144 100V101H142ZM185 99V100H184ZM50 100H52V101H50ZM55 100V101H54ZM56 100H58V101H56ZM64 100H65V103L66 104H69V105H71L70 106V111L68 112V110H69V108L68 107H66L67 105L65 104V103H63L64 102ZM92 100L94 101L93 103H91L92 102ZM136 101L135 103L133 102H131V101ZM151 100H153V101H151ZM2 103H5L4 105H2V106H0V111H2V108H3V111L2 112H0V115H1V113H3L4 112V108H6V107H12L13 105H12V103L9 105V104H6L7 102H3V101H5V100H0ZM61 101H63V102H61ZM67 101V102H66ZM89 101H91V102H89ZM101 101V102H100ZM138 101V102H137ZM1 102H0V105H1ZM52 102H53V104H54V106L52 105ZM56 104H55V103ZM58 102H59V104L60 105H58ZM145 102H147V103H145ZM41 103V104H42ZM63 103V105H64V108H63V105H62V107H61V104ZM79 103L80 104H82V106L79 108H77L76 109V106L78 105V106H80L79 105ZM87 103V104H86ZM142 103H144V105L142 104ZM150 103V104H149ZM199 104V105H201V106H203V103L202 102H196V104ZM52 105V108L53 107H55V110H54V108L52 109V108H50L51 106L50 105ZM134 104V105H133ZM139 104H142V106L140 107V106H138ZM12 105V106H11ZM47 105H48V107H47ZM68 105V106H69ZM83 105H84V109H85V115L87 114H89V112L91 113V111H93V114H95V113H97V114H95L94 116L96 117H94L93 118V114L92 115H88V117H85L84 118V116H83V114H84V111H83V113H82V115L81 116H83V119L81 118L80 119V117L79 118H77L78 116H76V115H74V113L71 111L72 109L74 110V106H75V110L74 111H80V109H81V111L83 110ZM101 105V106H100ZM103 105V106H102ZM148 105H149V108H148ZM15 106V105H14ZM13 106V107H14ZM58 107V109H57V107ZM97 106H98V108H97ZM110 108H109V107ZM112 106V107H111ZM136 106H138V107H136ZM145 106V107H144ZM153 106V107H152ZM2 107V108H1ZM9 107V108H10ZM67 108V110H66V108ZM71 107H72V109H71ZM102 107V108H101ZM104 107V108H103ZM106 107V108H105ZM134 107H136V108H134ZM148 108V110L151 108V110H152V108H154L155 107V109H157L156 111L157 112H155V109H154V111H152V112H154V113H157V118H155L157 121H158V119H160L159 121L161 122V124L163 123L164 124V122L166 121L167 122V125H160V127H159V129H158V125L160 124L159 122L158 123H156L157 121H155V119L152 117V112L151 111H148V110H145L144 108ZM62 108V109H61ZM116 108V109H115ZM138 108V109H137ZM146 108V109H147ZM160 108H161V110H160ZM167 108V109H166ZM7 109V108H6ZM5 109V110H6ZM10 109H12V108H10ZM59 109H61L60 111H59ZM86 109H88V110H86ZM105 109V110H104ZM137 109V110H136ZM167 110V114H168V117H170L173 113H174V111L176 110V112H175V114H173L174 115V117H176V118H178V119H175L174 117H170V118H168L166 115V113H162L161 111H166ZM168 109H170L169 110V112H168ZM8 110V109H7ZM12 110H14V108L12 109ZM54 110V111H53ZM64 110V111H63ZM91 110V111H90ZM106 110H108V111H106ZM140 110V111H139ZM146 112H145V111ZM160 110V111H159ZM26 111V110H25ZM44 111V112H45ZM65 111H67V112H65ZM80 111V112H81ZM100 111V112H99ZM109 111H110V113H109ZM114 111L116 112L115 114H114ZM158 111H159V115H158ZM26 112H28V110L26 111ZM25 112V113H26ZM55 112V113H54ZM71 112V113H70ZM143 112V113H142ZM145 112V113H144ZM150 113L151 115H147L148 113ZM170 112H172V113H170ZM184 112H186V113H184ZM28 113H30V110H29V112ZM28 113H26V114H28ZM147 113V114H146ZM160 113H162L163 115H165L166 116V118H164V116L162 115V114H160ZM180 113V114H179ZM4 114V113H3ZM51 114H54L53 116L51 115ZM111 114V115H110ZM114 114V115H113ZM117 114V115H116ZM142 114H145V116H143ZM171 114V115H170ZM180 115V117H182V118H180L178 115ZM60 115V116H59ZM170 115V116H169ZM178 117H177V116ZM3 115H1L0 116V118L2 117ZM69 116H71V117H69ZM113 116V117H112ZM114 116H116V117H114ZM143 116V117H142ZM155 116V114H154V117H156ZM161 116V117H160ZM185 116V117H184ZM187 116H189V117H187ZM197 118H196V117ZM63 117H64V119H63ZM135 117L137 118V120L135 121ZM151 117V118H150ZM184 117V118H183ZM93 118V119H95V120H92V121H90V124H88L87 123V120H88V122H89V120H91V119ZM112 118H114L113 120H112ZM116 118H118L119 120H118V122L116 121L117 119ZM133 118V119H132ZM150 118V119H149ZM153 118V119H152ZM189 118V119H188ZM31 120H32V117L30 118ZM30 119H29V121H30ZM100 119H102L101 121H100ZM134 120V121H132V120ZM139 119V120H138ZM151 119H152V122H153V120H154V124L152 123V126L151 127H153L154 129H155V131H154V129L153 128H151L150 127V125H149V123L151 122ZM187 119L189 120V121H187ZM70 120V121H69ZM146 120V123L144 122ZM163 120V121H162ZM184 120H186V121H184ZM46 121H48V120H46ZM50 121V120H49ZM48 121V122H49ZM94 121V122H93ZM96 121L98 122V123H96ZM120 121L122 122V124H120ZM132 121V124L130 123ZM147 121H148V125H147ZM31 122V123H30ZM30 122H27V127H29L30 125H32L33 123H32V121H30ZM86 122V123H85ZM105 122H107L106 124L107 125H103ZM115 122V123H114ZM139 122V123H138ZM143 122H144V124H143ZM166 122H165V124H166ZM169 122V123H168ZM94 123V125L92 126V124ZM99 123H103L102 125H103V127H101V129H99L100 127L99 126H101V124H99ZM125 123H127V125L129 126H127ZM136 123L138 124V125H136ZM189 123V124H188ZM29 124V125H28ZM99 126H98V125ZM119 124V125H118ZM151 124V123H150ZM158 124V125H157ZM168 124H170V129H168ZM172 124V125H171ZM55 125V126H56ZM90 127H89V126ZM147 127H146V126ZM155 125H157V126H155ZM69 126H70V128H69ZM71 126H73V127H71ZM75 126V127H74ZM96 126V127H95ZM105 126V127H104ZM108 126H109V128H108ZM111 126V127H110ZM121 126V127H120ZM132 126H135L137 129H141V131H140V133L141 132H143L142 133V136L143 137H141L140 135L138 136V133H139V131L137 130V129H133L132 128ZM140 126V127H139ZM167 126V127H166ZM180 128H179V127ZM31 127V126H30ZM107 127V128H106ZM113 127H114V129H113ZM134 127V128H135ZM148 127H150L151 129H149ZM157 127V128H156ZM164 127V128H163ZM178 127V128H177ZM196 127V128H195ZM56 128H57V126H56ZM67 128V129H66ZM106 130H105V129ZM111 128L113 129V130H111ZM124 128V129H123ZM131 128V129H130ZM148 128V129H147ZM162 128V129H161ZM105 131H103V130ZM110 129V130H109ZM161 129V130H160ZM164 129H166V131L164 132ZM195 129H197V130H195ZM77 130H83L82 132V136H81V132H78ZM98 130V131H97ZM100 130V131H99ZM134 130H136V132H134ZM148 130H153V131H148ZM114 131H115V133H114ZM131 131V132H130ZM148 131V132H147ZM158 131V132H157ZM160 131V132H159ZM63 132V131H62ZM138 132V133H137ZM155 132H156V134H155ZM117 133V134H116ZM129 133H131V134H129ZM132 133H134V134H132ZM152 133H154V136H152L153 134ZM76 134H78V139H77V135ZM94 134V135H93ZM144 134V135H143ZM159 134H161V135H159ZM166 134V135H165ZM2 135V136H1ZM93 135V136H92ZM135 135V136H134ZM159 135V136H158ZM168 135V137H166V138H163V139H161V137L163 136V137H165V136H167ZM70 136V138L71 139H73V140H71L70 138H68ZM86 136H90V137H88V139H87V137ZM95 136V138L93 139V140H90V138H93ZM156 136V137H155ZM86 137V138H85ZM97 137V138H96ZM110 137V138H109ZM121 137V138H120ZM131 137V138H130ZM133 137H135V138H133ZM160 137V138H159ZM180 137V140L178 139ZM63 138V139H62ZM84 139L85 138V140H80V139ZM103 138V140H101ZM132 138H133V140H132ZM139 138V139H138ZM142 138H145L144 140L142 139ZM151 139V140H147V139ZM66 139H68V140H66ZM110 140V142H112V144H110V142L107 144L105 141L106 140ZM135 139H136V141H135ZM159 139V140H158ZM166 139V140H165ZM6 140H8L7 141V143H6ZM22 139H20L19 141L17 140V142H20V146H21V142H23L25 139H23L22 141H21ZM89 140H90V142L92 143L93 142V144H91L90 142H89ZM108 140H107V142H108ZM112 140H114V141H112ZM126 140V141H125ZM129 140V141H128ZM132 140V141H131ZM140 140V141H139ZM65 141H68V142H65ZM82 141V142H81ZM87 142L86 143V146H93L94 144H95V146H93V147H91V148H89V147H84L85 146V142ZM103 143H102V142ZM139 141V142H138ZM8 142H10V143H8ZM80 142H81V145H80ZM83 142H84V144H83ZM158 142V143H157ZM24 143V142H23ZM73 143L71 144V145H67V147H70V146H72L73 145ZM134 143H135V145H134ZM136 143H138V144H136ZM142 143V144H141ZM147 143V144H146ZM163 143V144H162ZM5 144H6V146H5ZM10 144V145H9ZM90 144V145H89ZM97 144V145H96ZM105 144V145H104ZM120 144H122V145H120ZM125 144V145H124ZM23 145V144H22ZM76 145H73V146H76ZM129 145V146H128ZM145 145V146H144ZM148 145H149V147H148ZM160 145V146H159ZM7 146L9 147V148H7ZM53 146V145H52ZM50 147V149L52 150V148L53 147ZM72 146V147H73ZM81 146V147H80ZM105 146V147H104ZM117 146V147H116ZM123 146H126V147H128L129 149H126V147H124V149H122L121 150V148H123ZM11 147H13V148H11ZM14 147H16L17 148V150H15L14 149ZM31 147H33V145L32 146H30L29 147V149H31L32 151H33V149L31 148ZM82 147H84V149H82ZM119 147H120V149H119ZM154 147V148H153ZM6 148V149H5ZM75 148V147H74ZM110 148V149H109ZM114 148H116V149H114ZM151 148H153V149H151ZM159 148V149H158ZM9 149H14L13 151L15 152H17V154L16 153H14V152H12V150H9ZM88 149H91V150H88ZM101 149V150H100ZM3 150V151H2ZM55 149H53L52 150V153L54 154V155H52L51 154V151L50 152H47L48 154H50V157H51V159L50 160H55L56 159V161H51V162H53V164H54V166L56 167V166H58L57 164H59V163H57V161H59V160H61V159H59L58 160V158H57V156L56 155H58L55 151H54ZM102 150H104L103 151V153H101L102 152ZM105 150H107V152L105 151ZM120 150V151H119ZM138 150V151H137ZM152 150V151H151ZM158 150V151H157ZM160 150V151H159ZM137 151V152H136ZM11 152H12V154L14 155H12L11 154ZM109 152V153H108ZM139 152H141L140 153V155H143L144 153L146 154H144L143 155V157H141L139 154H137V153H139ZM142 152H143V154H142ZM149 152H150V154H149ZM152 152V153H151ZM119 153V154H118ZM132 153V154H131ZM134 153V154H133ZM6 154V155H5ZM47 154V155H48ZM129 154V155H128ZM138 156H137V155ZM11 155V157H12V159H14V162H12V159H11V157H9V156ZM15 155H16V157H15ZM104 155V154H103ZM130 155H132V156H130ZM20 158H19V157ZM49 156V155H48ZM52 156H54L53 158L54 159H52ZM118 156V157H117ZM122 156V155H121ZM147 156V157H146ZM150 156V157H149ZM50 157H48V158H50ZM77 157L78 156H76V157H74V159H75V162H76V160H77ZM124 157H126L125 158V160H124ZM134 157V158H133ZM137 157V158H136ZM144 157H146L145 159H144ZM148 157L150 158V159H152V161L151 160H149L148 161ZM17 158V159H16ZM19 158V159H18ZM133 159V161H130V160H132ZM138 158H140V159H138ZM73 159V158H72ZM81 160V158L79 157L78 158V160ZM16 160H18V161H16ZM79 160V161H80ZM120 160V159H119ZM118 160V161H119ZM120 160V161H121ZM126 160H128L127 161V164H130L129 165V167H128V165L127 164H125L126 163ZM139 161L138 163L136 162V161ZM6 161H8V162H6ZM62 161V160H61ZM61 161H60V163H61ZM130 161V162H129ZM140 161H141V164H140ZM4 164H3V163ZM15 162H18L19 163V165H18V163H15ZM56 162V163H55ZM150 162V164L147 166V163H149ZM6 163V164H5ZM22 163V164H21ZM23 163H25L26 165V168L24 167V166H22L23 165ZM30 163V164H29ZM133 163V164H132ZM135 163H137V164H135ZM153 163V164H152ZM11 164H12V166H11ZM17 166H16V165ZM32 164V165H31ZM52 164V165H53ZM132 164V165H131ZM156 164V165H155ZM4 165H5V167L7 168H4V169H2L1 167L3 166L4 167ZM32 167H31V166ZM63 165V164H62ZM83 165V166H82ZM86 165H88V166H86ZM99 165V166H98ZM133 165L134 166H136V167H134V168H132L133 167ZM143 165H145L146 167H143ZM10 166V167H9ZM20 166H22V167H20ZM59 166L60 167H57V169H62L63 167H61V165L59 164ZM104 166V165H103ZM138 166H139V169H140V172H135V171H138L139 169H138ZM141 166L143 167V168H141ZM153 166H154V168H153ZM24 167V168H23ZM30 167V168H29ZM86 167V168H85ZM152 167V168H151ZM157 167V168H156ZM29 168V169H28ZM96 168V169H95ZM99 168V169H98ZM103 168H106V165L103 167ZM147 168H149V169H147ZM159 168V169H158ZM23 169H25V170H23ZM28 169V170H27ZM64 169V168H63ZM80 169V168H79ZM120 169V168H119ZM123 169L121 168V170L123 171ZM134 169H138V170H133ZM152 169V170H151ZM18 170V171H17ZM92 170V172L90 173V172H87V171H91ZM96 170H98V171H96ZM142 170V171H141ZM153 170H154V172H157L156 174L153 172ZM157 170V171H156ZM11 171H12V173H11ZM17 171V172H16ZM22 171V172H21ZM27 171H28V173H30V174H28L27 173ZM62 171V170H61ZM107 171V170H106ZM146 171H147V173H146ZM159 171V172H158ZM18 172H20L21 174H22V176H21V174H19ZM97 172V173H96ZM132 172H133V174H132ZM149 172V173H148ZM152 172V174H150ZM90 173V174H89ZM95 174V175H93V174ZM118 173H120L122 176L120 177V175L118 174ZM138 175H137V174ZM142 174V176H139V174ZM143 173H146V174H143ZM154 173V174H153ZM24 174V175H23ZM32 174V175H31ZM35 174V175H34ZM92 174V175H91ZM107 174V175H106ZM137 175V176H139V178L137 177V176H135V175ZM148 174H150L151 176H153V175H160V177H158V176H153L152 178H151V176L150 175H148ZM169 174V175H168ZM9 175H15L14 177L12 176V178H11V176L9 177ZM116 175H117V177H116ZM123 175H125V176H123ZM146 175V176H145ZM168 175V176H167ZM24 176H26V177H24ZM31 176H33V177H31ZM86 176H87V178H86ZM88 176H89V178H88ZM95 176H97L96 178H94L93 180H92V178ZM144 176H145V178L147 179H145L144 178ZM150 178H149V177ZM18 177H20V179H21V177H24V178H22L21 180L20 179H18ZM92 177V178H91ZM100 177V178H99ZM120 177V178H119ZM123 177V178H122ZM128 177V181H129V183H130V181H131V185H132V189L130 188V184H127L128 183V181H125L126 179L125 178H127ZM129 177H130V179H129ZM136 178V181H135V178ZM172 177V178H171ZM83 178V177H82ZM88 179L87 181H86V179ZM90 178H91V180H90ZM101 178H103V180L101 179ZM134 178V179H133ZM145 180H144V179ZM5 179H6V181H5ZM34 179V180H33ZM110 179H112L111 181H113V183L110 181ZM117 179V180H116ZM123 179V180H122ZM133 180V182H132V180ZM138 179H139V181L142 179V180H144V182H142V184L138 181ZM153 179V180H152ZM157 179V180H156ZM160 179V181L161 180H163V181H161L162 183L160 184L161 186L163 185V187L165 186V182H166V180L168 181V187L167 186H165V188H160V185L158 186V187H156V185H158L160 182H158V180ZM12 180V181H11ZM41 180L43 181L42 183H43V187L41 188V190H39L40 191V193H42V194H45L46 196L47 195H49V194H51V191H53L52 190V188H53V186H51L52 188H50V185L48 186L47 185V180H46V178L44 177H41L40 178V182H41ZM91 181V183H90V181ZM106 180H109V181H107V183L106 182H104V181H106ZM122 180V181H121ZM148 180H149V182L150 183H148ZM155 180V181H154ZM4 181H5V183H4ZM18 181L20 182V183H18ZM95 181L98 183V181L100 182V187L98 188L97 186H94V185H96L95 184ZM107 185V184H109V182H110V184L109 185H104L103 186V182ZM115 181V182H114ZM118 181V182H117ZM152 181H154V182H152ZM170 181V182H169ZM172 181V182H171ZM39 182V184H42V183H40ZM89 184H88V183ZM101 182H102V185H101ZM125 184H124V183ZM136 182H138V183H136ZM146 182H147V184L150 186L149 188H151V190H154V188H155V190H157V193L156 194H158V192L160 193L161 192V196L159 197V195H153L152 193V196H151V194H149L150 196H151V198H152V200H150L151 198L148 196V194L146 193V191H145V187H146ZM121 183V184H120ZM133 183H134V185H133ZM136 183V184H135ZM169 183H171L170 184V186H172V187H170L169 186ZM18 184V185H17ZM46 184V185H45ZM99 184V183H98ZM97 184V185H98ZM118 184V185H117ZM139 184V185H138ZM155 186V187H153V185ZM89 185V186H88ZM91 185H93V187L95 188V189H93L92 187H91ZM120 185H121V187H120ZM124 185V186H123ZM135 185H137L138 186V190H136V186ZM141 185V189L142 190H140V188H139V186ZM152 185V186H151ZM109 187L108 188V190H110V191H104V189L105 190H107L106 189V187ZM120 187V188H117V187ZM123 186V187H122ZM127 186H128V188H127ZM145 186V187H144ZM4 187V188H3ZM48 187V188H47ZM67 187V186H66ZM86 187V189H84ZM92 188V192L91 193H93V194H90V193H88L90 190H89V188ZM104 187V188H103ZM153 187V188H152ZM87 188H88V190L89 191H87ZM99 190V191H97V189ZM111 188V189H110ZM144 188V189H143ZM158 188V189H157ZM160 188V189H159ZM100 189H101V191H100ZM122 189V190H121ZM126 189H128V191L126 190ZM161 189H163V190H161ZM164 189H167L166 190V192H164L165 190ZM169 189H171V190H169ZM6 190V192H4ZM84 190V191H83ZM96 190V192H100V194H98L97 196H98V198H97V196H95L96 194H95V192H93V191H95ZM102 190H103V193H102ZM117 190V193H116V195H115V197L113 198V193L115 192ZM124 190V191H123ZM132 190V191H131ZM134 190V191H133ZM138 191V194H137V192L136 191ZM143 191L144 190V192H140V191ZM44 191V192H43ZM50 191V192H49ZM85 191H87V194H86V192ZM113 191V192H112ZM126 192V193H129V195L128 194H126V193H123V192ZM130 191L132 192V195H130L131 193H130ZM2 192H4V193H2ZM71 192V191H70ZM83 192V193H82ZM107 192L109 193L110 192V194H107ZM124 195L123 196V198H125V199H123V198H121L122 197V195H118V194H121V193ZM139 192H140V194H139ZM165 194H164V193ZM173 192V193H172ZM21 193V194H20ZM86 195H85V194ZM102 193V194H101ZM104 193H105V196H104ZM170 193V194H169ZM69 196H68V195ZM82 194H84V195H82ZM90 194V195H89ZM107 194V195H106ZM143 194L144 195H147V196H143ZM21 195V196H20ZM65 195H67V197L69 198H66V196L64 197ZM101 195V196H100ZM117 195H118V199L116 198L117 197ZM137 195H140V196H138L137 197ZM141 195H142V197H141ZM23 196V197H22ZM82 199L83 197L82 196H85V198H84V200H82V202H81V200L79 199V197ZM94 196V198H93V200H92V197ZM105 197V198H103V197ZM111 196V197H110ZM128 198H130L131 196V198H130V200H128V203H129V201L131 202V204H134L135 202H136V204H134L135 205V209H137V211L136 210H130L131 209V204L129 203V206H128V204H127V207L129 208V209H125V206H126V204H125V202L127 203V200H126V198L127 197ZM153 196H155V197H153ZM17 198V200H15L16 198ZM77 197H78V199H79V201H78V199H77ZM101 197V198H100ZM134 197H136V198H134ZM145 197V198H144ZM146 197L148 198L147 200H150V201H147V202H149V203H147L146 202ZM170 197V198H171ZM61 198V199H62ZM89 198V201L87 200ZM108 198V199H107ZM111 198V199H110ZM127 198V199H128ZM159 198V202H157L158 200L157 199ZM173 198V197H172ZM66 199V200H65ZM96 199V200H95ZM106 199V200H105ZM113 199V200H112ZM115 199H117V201L115 200ZM119 199H123L124 200V202H123V200H122V204L120 203V201H119ZM131 199L133 200V201H131ZM141 199H142V201H141ZM144 199V200H143ZM155 199V200H154ZM57 200V201H56ZM69 200V201H68ZM72 200H73V202H72ZM97 200H104V201H106V204H107V202H108V210L106 211V212H103L102 210L100 211L99 209H98V204L96 203V202H98ZM110 200V201H109ZM126 200V201H125ZM136 200V201H135ZM140 200V201H139ZM157 200V201H156ZM20 201V202H19ZM24 201V202H23ZM28 201V202H27ZM56 201V202H55ZM68 201V203H66ZM75 201V202H74ZM84 201V202H83ZM86 201H88V203L89 202H91L92 204H93V202H95L94 204H96V205H94V207L96 206L97 207V211H98V213H96V209H93V206L91 205V204H87L86 203ZM114 201V202H113ZM138 201V202H137ZM154 201H155V205H158V206H156V214L154 213V211H155V209L154 208H152V207H155V206H152V205H154ZM58 202H60V204H58ZM117 202V203H116ZM25 203V204H24ZM29 205H28V204ZM70 203V204H69ZM76 203H80V204H82L81 206H83V207H81L80 205H79V207H81L83 210H82V212H81V215L83 214V215H85L86 217H88V218H90L91 217V213H92V216H94L95 214L97 215H100L101 214V216L103 217L102 218V221H101V228L99 229V231H94V229H93V227H92V225H90V229H89V231H85V230H83V232H81L82 231V229L80 230L79 229V227L80 228H82L81 226H79L78 227V222H80V221H77V220H80L79 219V217H82L81 215L79 216L78 215V213H79V211H76V210H78V209H74V208H79L77 205L78 204H76ZM85 203H86V205H85ZM112 203L114 204V203H116V204H114L113 206H112ZM123 203H124V207L122 206L123 205ZM140 203V204H139ZM144 203H146L147 205H148V207L146 208V204L144 205V207H143V204ZM159 203V204H158ZM56 204L58 205V207H59V205L60 206H62V207H59V209H61L62 210V212H61V210H59L57 207H56ZM66 204V205H65ZM75 205L76 204V207L75 206H71V205ZM118 204L120 205L121 204V209H119L120 207H118ZM89 205V206H88ZM134 205L132 206V208L134 209ZM47 206V207H46ZM54 206V207H53ZM73 208V210H75L76 212H77V215L76 214H74V212L75 211H71V207ZM88 209V210H90L89 212H88V210H87V212H86V208ZM88 206V207H87ZM112 206V207H111ZM150 206V207H149ZM152 206V207H151ZM68 207V208H67ZM70 207V208H69ZM90 207V208H89ZM95 207V208H96ZM113 207H118L117 209H115V208H113ZM122 207H123V209H125V211L122 209ZM140 207V208H139ZM67 208V209H66ZM91 208L94 210H92L91 211ZM160 208V209H159ZM162 208V209H161ZM35 209H36V211H35ZM37 209H38V211H37ZM45 209H47V210H45ZM52 209V210H51ZM110 209L111 210H114V211H111L110 212ZM139 209V210H138ZM140 209H141V211H140ZM148 209H151V210H148ZM44 212H43V211ZM58 210H59V212H58ZM66 210V211H65ZM69 210H70V213H69ZM118 210V212L120 211V210H122L121 212V214H120V212L118 213H116V215H111V214H115V212ZM127 210H129V211H127ZM144 210H145V212H144ZM161 210H162V212L163 213H165V214H162L161 213ZM20 211V212H19ZM40 211V212H39ZM54 211V212H53ZM56 211H57V215H56ZM65 211V212H64ZM100 211V212H99ZM127 211V212H126ZM148 211H149V213H148ZM38 212L40 213V214H38ZM85 212V213H84ZM101 212H103V213H101ZM128 212H130V214H131V212L134 214V212H136L135 213V215L134 216H137L138 217V219H137V217H134V218H136V219H134V222H135V220L136 221H138L137 223H134V224H136L135 226L136 227H133V231H134V229H135V231L138 233H135V232H133L132 231V235H130V231H131V229L132 228H130L129 226H130V224L132 225V222L131 221H133V217H131L130 215H129V213ZM151 212L152 213H154L153 214V216L155 217H153L152 216V214H151ZM72 213L74 214L73 216H71L72 215ZM123 213H126L127 214V216H125V214H123ZM147 213H148V215H147ZM158 213V214H157ZM38 214V215H37ZM45 214V215H44ZM65 214V215H64ZM70 214V215H69ZM87 214H89V215H87ZM104 214V215H103ZM106 214V215H105ZM117 214H120L121 215V217H123V219L121 218V217H119V215H117ZM133 214H131L132 216H133ZM160 214H162V216L164 215V217H162V216H160ZM128 215H129V217H128ZM140 215V216H139ZM143 215H145V216H142ZM156 215V216H155ZM42 216H43V218H42ZM58 216V217H57ZM64 216V217H63ZM68 216V217H67ZM71 216V217H70ZM74 216H75V218L77 219H75L74 218ZM78 218H77V217ZM110 216L113 218H111V221H110ZM115 216H118V218H116ZM125 216V217H124ZM154 219H156V221L155 220H152L153 218ZM37 217V218H36ZM59 217H60V219H59ZM72 217H73V219H72ZM108 217V218H107ZM158 217V218H157ZM161 217H162V219H161ZM35 218V219H34ZM40 218V219H39ZM57 218H58V223H57ZM115 218V219H114ZM125 218H127V221L125 220ZM130 220H129V219ZM62 219V220H61ZM106 219H109V220H107L106 221ZM158 219V220H157ZM72 220H74V221H72ZM113 220V221H112ZM160 220H161V223H160ZM46 221L48 222L47 224H46ZM103 221H105V223H106V225H104L105 226V228L107 229V228H109V226H114L115 224L117 225L115 228L116 229H111L112 227H110L109 228V230L110 231H112L113 233H110V235L112 234V236L111 237H113V235H115L113 238H111L110 237V239L111 240H109V233H108V231L109 230H106L104 227H103V224H105ZM115 222L114 223V225L112 224V223H110L108 226H107V224H108V222ZM122 221H124V222H122ZM155 221V222H154ZM69 222V223H68ZM72 222H73V225H71L72 224ZM74 222H75V225H74ZM78 224H77V223ZM122 222V223H121ZM125 222H127V223H125ZM128 222H131V223H128ZM148 222V223H147ZM55 223V224H54ZM66 223H68V224H66ZM71 223V224H70ZM121 223V226H119L118 224H120ZM124 223V224H123ZM146 223H147V225H146ZM165 223H166V221H165ZM57 224H58V226H57ZM112 224V225H111ZM123 224V225H122ZM129 224V226L127 227V225ZM140 224V225H139ZM143 224H145V225H143ZM66 225V226H65ZM68 225V226H67ZM73 226V227H71V226ZM56 226V227H55ZM60 226V227H59ZM107 226V227H106ZM122 226H124V227H127V229H122ZM132 226H134V225H132ZM131 226V227H132ZM123 227V228H124ZM41 228V229H40ZM45 228H46V230H45ZM55 228H56V230H55ZM58 228V229H57ZM77 228H78V230H79V232L77 231ZM104 228V229H103ZM129 228V229H128ZM138 230H137V229ZM101 229H102V231L104 230H106L104 233H107V235L106 234H103V232L101 231ZM37 230V231H36ZM64 230V231H63ZM76 230V231H75ZM121 230L123 231V232H126V233H124V237H123V233L121 232ZM126 230V231H125ZM109 231V232H110ZM114 231H115V234H114ZM152 231V230H151ZM64 232V233H63ZM84 232H87L86 234H84ZM94 232V233H93ZM100 232H102L101 234H100ZM58 233V234H57ZM41 234V235H40ZM57 234V235H56ZM68 234V235H67ZM75 234V235H74ZM85 235V236H87L88 235V237H85V236H82V238L83 239H85V243H84V241H81L82 243H84V244H82V243H79V242H77L78 241V239H81V235ZM103 234V235H102ZM133 234H135L134 236H133ZM47 237H46V236ZM55 235V236H54ZM60 235H62L61 237H60ZM65 235V236H64ZM91 235V236H90ZM93 235H94V237H93ZM97 235H99V236H97ZM104 235H105V237H104ZM126 235V236H125ZM43 236V237H42ZM64 236V237H63ZM101 236V238H99ZM48 237H49V241H47L48 240ZM71 237H73V238H71ZM76 237V238H75ZM96 237H97V239H96ZM115 237L117 238V240L115 239ZM51 238V239H50ZM56 238V239H55ZM68 238V239H67ZM93 238V239H92ZM95 238V239H94ZM119 238V239H118ZM57 239H59V240H57ZM70 239V240H69ZM136 239V240H135ZM54 240V241H53ZM68 240V241H67ZM75 240V241H74ZM106 240H108L107 242H106ZM63 241V242H62ZM70 241V243H69V245H66V243L68 244V242ZM112 242L111 244L112 245H110V243L109 242ZM116 241H118V243H119V246L120 247H122V248H120V247H118L117 245V243H115ZM53 242V243H52ZM58 242V243H57ZM71 242H75L76 243V245L75 246H73V244H75V243H73V244H71ZM104 242V241H103ZM57 243V245H55ZM63 243H64V246H63ZM78 243V244H77ZM108 243V244H107ZM114 243H115V246H114ZM107 244V245H106ZM117 244V245H116ZM53 245V246H52ZM67 247H66V246ZM106 245V246H105ZM70 248H69V247ZM86 246V247H87ZM117 246V247H116ZM52 247V248H51ZM75 247V248H74ZM114 247H115V250H114ZM64 248V249H63ZM68 248V249H67ZM84 248V247H83ZM124 248V249H123ZM52 250V251H51ZM54 250V251H53ZM67 250L69 251V252H67ZM73 252H72V251ZM76 250H77V248H76ZM63 251V252H62ZM115 251V252H114ZM120 251V252H119ZM122 251V252H121ZM60 252V253H59ZM61 252H62V254H61ZM118 252V253H117ZM56 253H57V255H56ZM119 253H122V255H124V257H123V259L121 258L122 257V255H121V257H120V255H119ZM71 254H74V255H71ZM60 255V256H59ZM2 256V257H1ZM5 256H6V258H5ZM120 258H119V257ZM72 257V258H71ZM99 257H101V258H99ZM119 258V259H118ZM4 259V260H3ZM6 260V261H5ZM57 260V261H56ZM86 260V261H85ZM120 260V261H119ZM60 261V262H59ZM62 261V262H61ZM108 261V262H107ZM89 263L91 264V262L89 261ZM98 263V264H99ZM125 263L126 264H129L127 261H125ZM162 263H166V259H163V261H162Z\"/></svg>","mask_w":264,"mask_h":264}]
</instances>
